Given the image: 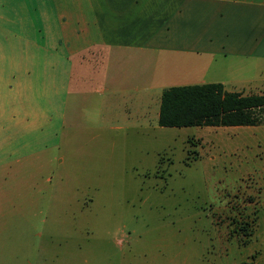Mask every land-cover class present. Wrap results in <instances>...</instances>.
<instances>
[{"label":"rangeland","instance_id":"374dc122","mask_svg":"<svg viewBox=\"0 0 264 264\" xmlns=\"http://www.w3.org/2000/svg\"><path fill=\"white\" fill-rule=\"evenodd\" d=\"M229 70L264 92V62ZM88 96L56 149L0 168V264H264V123L108 127Z\"/></svg>","mask_w":264,"mask_h":264},{"label":"crops","instance_id":"0c3cea01","mask_svg":"<svg viewBox=\"0 0 264 264\" xmlns=\"http://www.w3.org/2000/svg\"><path fill=\"white\" fill-rule=\"evenodd\" d=\"M262 62L264 0H0V168L58 147L71 92L145 128L157 87L238 91L226 69Z\"/></svg>","mask_w":264,"mask_h":264},{"label":"trees","instance_id":"16d2710c","mask_svg":"<svg viewBox=\"0 0 264 264\" xmlns=\"http://www.w3.org/2000/svg\"><path fill=\"white\" fill-rule=\"evenodd\" d=\"M156 122L161 126L264 123V92L226 90L213 81L167 86L160 93Z\"/></svg>","mask_w":264,"mask_h":264}]
</instances>
